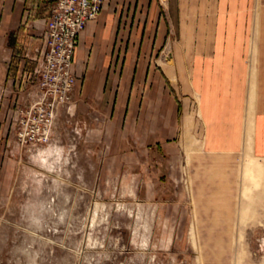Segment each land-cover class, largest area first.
Segmentation results:
<instances>
[{
    "label": "rangeland",
    "instance_id": "rangeland-1",
    "mask_svg": "<svg viewBox=\"0 0 264 264\" xmlns=\"http://www.w3.org/2000/svg\"><path fill=\"white\" fill-rule=\"evenodd\" d=\"M53 3L28 0L0 77V264H264V160L251 151L250 111L230 156L208 154L200 133L165 151L144 144V126L100 97L76 94L75 107L45 118L35 70ZM118 3L130 34L139 0Z\"/></svg>",
    "mask_w": 264,
    "mask_h": 264
},
{
    "label": "crops",
    "instance_id": "crops-1",
    "mask_svg": "<svg viewBox=\"0 0 264 264\" xmlns=\"http://www.w3.org/2000/svg\"><path fill=\"white\" fill-rule=\"evenodd\" d=\"M27 3L0 0L4 79L13 55L9 37L22 28ZM139 6L130 34L118 0H108L81 32L76 94L111 101L114 116L127 114L138 133L144 126L142 143L162 151L182 134L200 133L208 154H236L250 111L251 151L264 160V0H168L163 6L139 0ZM43 22H32L30 34L41 37Z\"/></svg>",
    "mask_w": 264,
    "mask_h": 264
},
{
    "label": "built area",
    "instance_id": "built-area-1",
    "mask_svg": "<svg viewBox=\"0 0 264 264\" xmlns=\"http://www.w3.org/2000/svg\"><path fill=\"white\" fill-rule=\"evenodd\" d=\"M108 0H56L48 20L43 61L35 76L46 88L45 106L51 110L43 116L53 117L59 105L69 110L75 107L77 79L73 73L74 54L81 32L89 22L98 19ZM48 121V119L46 120ZM48 140V132L44 137Z\"/></svg>",
    "mask_w": 264,
    "mask_h": 264
},
{
    "label": "trees",
    "instance_id": "trees-1",
    "mask_svg": "<svg viewBox=\"0 0 264 264\" xmlns=\"http://www.w3.org/2000/svg\"><path fill=\"white\" fill-rule=\"evenodd\" d=\"M56 0H53V2H55ZM22 33H23V30L20 29L18 32H15L12 36H11V39H12V43H11V47H18L16 45L17 41L20 40L21 36H22Z\"/></svg>",
    "mask_w": 264,
    "mask_h": 264
},
{
    "label": "bare ground",
    "instance_id": "bare-ground-1",
    "mask_svg": "<svg viewBox=\"0 0 264 264\" xmlns=\"http://www.w3.org/2000/svg\"><path fill=\"white\" fill-rule=\"evenodd\" d=\"M164 56H165V54H164ZM164 61H165V59H164ZM160 64L166 68V65L162 61H160ZM167 64H169V63H167Z\"/></svg>",
    "mask_w": 264,
    "mask_h": 264
}]
</instances>
